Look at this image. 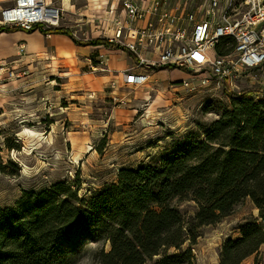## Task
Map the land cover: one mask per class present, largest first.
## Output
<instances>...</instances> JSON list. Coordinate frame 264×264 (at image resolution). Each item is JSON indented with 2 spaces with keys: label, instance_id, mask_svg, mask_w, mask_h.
Instances as JSON below:
<instances>
[{
  "label": "rangeland",
  "instance_id": "374dc122",
  "mask_svg": "<svg viewBox=\"0 0 264 264\" xmlns=\"http://www.w3.org/2000/svg\"><path fill=\"white\" fill-rule=\"evenodd\" d=\"M69 1L71 10L63 12L57 27L68 28L80 42L103 38L106 43L68 54L58 53L48 41L29 46L20 30L0 34V208L15 206L26 191L61 182L78 187V196L89 199L117 183L123 168L167 153L233 107L226 89L204 87L191 76L198 68L190 73L158 67L148 72L144 85L112 87L127 70H146L128 49L109 44L100 33L104 17H120L123 2ZM15 3L9 0L4 9ZM196 209L193 201L181 203L185 217ZM249 215H259L250 198L223 222L203 227L196 243L184 247L192 248L196 264H220L224 243L239 238V224ZM263 246L242 264H264ZM103 248L108 251L111 245L81 241L69 249L65 264H99Z\"/></svg>",
  "mask_w": 264,
  "mask_h": 264
},
{
  "label": "trees",
  "instance_id": "16d2710c",
  "mask_svg": "<svg viewBox=\"0 0 264 264\" xmlns=\"http://www.w3.org/2000/svg\"><path fill=\"white\" fill-rule=\"evenodd\" d=\"M17 30L24 29L0 26V34ZM37 30L68 35L78 45L106 43L80 42L65 27L37 25L27 32ZM231 100L232 109L204 132L123 168L117 183L89 199L61 182L26 191L15 206L0 208V264H65L69 249L88 240L111 245L100 250L99 264H147L155 258V264H196L184 244H195L203 227L223 222L248 198L259 215L241 221L240 236L226 240L220 264H242L258 253L264 244V98L246 92ZM187 201L197 209L185 217L181 203Z\"/></svg>",
  "mask_w": 264,
  "mask_h": 264
},
{
  "label": "built area",
  "instance_id": "2783aa9c",
  "mask_svg": "<svg viewBox=\"0 0 264 264\" xmlns=\"http://www.w3.org/2000/svg\"><path fill=\"white\" fill-rule=\"evenodd\" d=\"M60 1L16 0L13 6L26 10L24 18L7 7L0 26L14 24L25 31L57 26L65 11ZM121 1L120 17H104L100 33L109 44L128 49L146 70H127L112 87L144 85L148 72L158 67L190 73L198 68L191 76L204 87L226 89L230 101L246 92L264 98V0H179L174 6L167 0Z\"/></svg>",
  "mask_w": 264,
  "mask_h": 264
},
{
  "label": "crops",
  "instance_id": "0c3cea01",
  "mask_svg": "<svg viewBox=\"0 0 264 264\" xmlns=\"http://www.w3.org/2000/svg\"><path fill=\"white\" fill-rule=\"evenodd\" d=\"M9 0H0V10H3L5 6L8 5ZM23 39L29 46H32L35 42H52L57 45V52H78L84 47L94 46V45H78L76 44L71 37L64 34H49L44 35L39 30L29 33L27 31H19ZM97 46V45H96ZM99 47V45L97 46ZM238 230V229H237ZM264 247V246H263Z\"/></svg>",
  "mask_w": 264,
  "mask_h": 264
},
{
  "label": "bare ground",
  "instance_id": "6f19581e",
  "mask_svg": "<svg viewBox=\"0 0 264 264\" xmlns=\"http://www.w3.org/2000/svg\"><path fill=\"white\" fill-rule=\"evenodd\" d=\"M64 5H65V10H71V4L69 0H64ZM14 7V6H12ZM14 10L11 12L12 15H19L20 14V18H24V12H26L25 9H19V8H13ZM29 17V16H28ZM68 53V52H65ZM69 54V53H68ZM161 99V96H158V98L155 100L154 104H152V106L149 108V112L152 113L154 110V105L155 103H157L159 100Z\"/></svg>",
  "mask_w": 264,
  "mask_h": 264
}]
</instances>
